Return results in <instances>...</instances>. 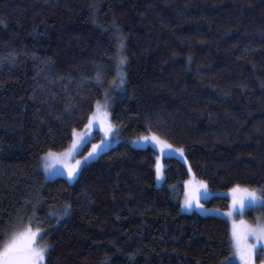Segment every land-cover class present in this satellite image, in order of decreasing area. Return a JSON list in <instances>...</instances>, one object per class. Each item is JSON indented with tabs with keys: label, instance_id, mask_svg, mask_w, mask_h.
<instances>
[{
	"label": "trees",
	"instance_id": "1",
	"mask_svg": "<svg viewBox=\"0 0 264 264\" xmlns=\"http://www.w3.org/2000/svg\"><path fill=\"white\" fill-rule=\"evenodd\" d=\"M106 99L119 142L45 181ZM163 128L186 162L165 155L157 187L159 151L134 142ZM191 174L264 196V0H0V249L35 216L46 264H228L229 222L182 210Z\"/></svg>",
	"mask_w": 264,
	"mask_h": 264
},
{
	"label": "rangeland",
	"instance_id": "2",
	"mask_svg": "<svg viewBox=\"0 0 264 264\" xmlns=\"http://www.w3.org/2000/svg\"><path fill=\"white\" fill-rule=\"evenodd\" d=\"M160 133H163L166 136L159 134L154 136L158 137L160 141L164 142V144L171 145V149L164 147V144L157 143L152 140V136L148 137L149 139L147 140L143 139L141 141L134 142V144L138 147L152 145L159 151V156L157 157L155 163L156 172L157 165H159V176H157L156 182L157 187H162L165 183V165L163 162V157L165 155H174L186 162L184 152L170 143L166 130L163 128ZM119 140L120 127L113 121L110 99L98 102L94 113L91 115L89 123L84 128L76 129L74 131L72 142L67 149L60 152H49L43 156L41 171L44 173L45 181L48 182L58 177H64L70 182H75L86 163L98 159L103 153L109 151L114 145H116ZM94 146L98 147H96L94 154L89 157V153L93 152ZM181 152L183 154H181ZM77 161H80L79 170L74 178H69L68 172L70 169L76 167ZM204 185H206V188ZM239 186L242 189H248V191H255L258 196H262L255 188L241 185ZM233 188L213 193L205 181L199 180L191 174V177L185 182L184 193L181 198L182 210L186 213L197 212L203 216H220L229 222L233 251L228 262L236 264H246V262L247 264H264V240H257L255 236L249 234L252 229L264 228V219L261 218L257 221V223H251L246 218L247 210L260 206H253L250 201H246L242 212L238 210V206L237 210H234ZM216 194L229 196L231 200V207L227 210L207 207L204 201ZM186 199L192 201L193 206L191 208H186L184 206ZM197 204L200 206H197ZM229 212H232L231 216L228 215ZM233 223L236 224L237 233L241 237V247L239 250L235 247ZM36 224V217H31L29 222L23 228L18 230L12 238L8 240L6 245L11 240L18 238L26 228L30 227L31 230L36 233L34 247L37 249L44 247L49 248L48 245H43L39 242L42 230ZM37 229H39V232H37ZM47 253L48 251L45 253L44 264H46ZM242 255L244 257L243 259L241 258ZM0 264H2V261H0Z\"/></svg>",
	"mask_w": 264,
	"mask_h": 264
},
{
	"label": "snow or ice",
	"instance_id": "3",
	"mask_svg": "<svg viewBox=\"0 0 264 264\" xmlns=\"http://www.w3.org/2000/svg\"><path fill=\"white\" fill-rule=\"evenodd\" d=\"M123 49V43L120 45V50L117 52V73L119 79V85H123L125 82L124 75L120 72V68L125 64L126 57L121 54ZM99 78V77H98ZM99 107V105H98ZM145 140L149 139L148 137L144 138ZM152 140L157 143L164 144L163 141H160L158 137L152 136ZM98 146H94L93 152L89 153V157H91L95 149ZM164 147L171 149V145L164 144ZM181 154H183L181 152ZM80 161L76 162V167L70 169L68 172L69 178H74L77 171L79 170ZM157 176H159V165H157ZM206 188V185H204ZM233 192V208L234 210L243 211L245 207L246 201H250L253 206L259 205L264 206V196H258L255 191H248V189L240 188L239 185L232 189ZM184 206L186 208H191L193 206L191 200H185ZM197 206H200L197 204ZM70 205H66L64 212L67 214ZM229 216L232 215V212L228 213ZM39 232V229H37ZM250 235H253L257 238V240H264V228L252 229L249 232ZM36 233H34L31 228H26L23 233L20 234L18 238L11 240L3 249H0V261L2 264H44L45 261V253L48 251L47 247L37 249L34 247V239ZM233 237L235 240V247L237 250L241 247V237L237 233V226L233 223ZM243 259V255L241 256ZM230 264V262H228ZM247 264V262H246Z\"/></svg>",
	"mask_w": 264,
	"mask_h": 264
}]
</instances>
